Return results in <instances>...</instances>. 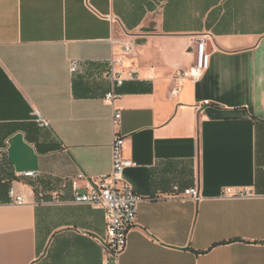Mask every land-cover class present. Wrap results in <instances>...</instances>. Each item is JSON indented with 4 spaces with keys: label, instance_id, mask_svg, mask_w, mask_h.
<instances>
[{
    "label": "crops",
    "instance_id": "obj_1",
    "mask_svg": "<svg viewBox=\"0 0 264 264\" xmlns=\"http://www.w3.org/2000/svg\"><path fill=\"white\" fill-rule=\"evenodd\" d=\"M116 132L142 197L118 264H264V0H0V264H113L72 181L111 172Z\"/></svg>",
    "mask_w": 264,
    "mask_h": 264
},
{
    "label": "built area",
    "instance_id": "obj_2",
    "mask_svg": "<svg viewBox=\"0 0 264 264\" xmlns=\"http://www.w3.org/2000/svg\"><path fill=\"white\" fill-rule=\"evenodd\" d=\"M132 51V46L126 45L125 53ZM123 57H112L109 61V77L112 78L116 85L121 86L123 79L119 73L114 71L115 66L122 63ZM211 54L208 51L207 43L200 41L196 49V58L194 64L188 70H179L175 73L177 87L173 90L174 94L180 91L183 81L190 80L197 82L200 80L210 67ZM77 64L74 63L72 70L75 71ZM133 75V71L131 72ZM118 97L114 91L107 95L108 100ZM36 122L40 127H48L50 121L44 118L41 113L35 111ZM121 114L117 112L114 116V126L120 123ZM125 138L118 134L114 135L112 143V170L108 174L101 175L93 180H89L85 185V191L80 192V181L86 179L84 174H79L72 181L73 184V201L76 203H89L95 207L105 210L106 217V235L102 239L106 261L118 264L120 255L126 250L130 230L135 225L139 203L142 197L138 195L124 178V172L127 168L134 165V162L124 154ZM20 175L37 180L39 173L36 171H24ZM227 195H232V188H227ZM12 203L22 205L26 202L24 196L17 194L14 187L9 190ZM172 195L183 200L201 198L198 187L193 186L181 190L178 184L172 187Z\"/></svg>",
    "mask_w": 264,
    "mask_h": 264
}]
</instances>
